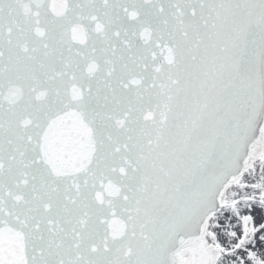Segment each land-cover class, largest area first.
<instances>
[{
	"label": "snow or ice",
	"instance_id": "obj_1",
	"mask_svg": "<svg viewBox=\"0 0 264 264\" xmlns=\"http://www.w3.org/2000/svg\"><path fill=\"white\" fill-rule=\"evenodd\" d=\"M0 264H264V0H0Z\"/></svg>",
	"mask_w": 264,
	"mask_h": 264
}]
</instances>
